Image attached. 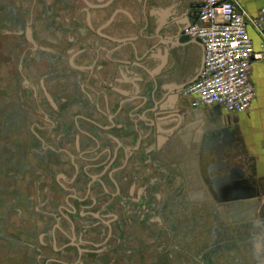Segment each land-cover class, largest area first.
<instances>
[{"label":"flooded vegetation","instance_id":"flooded-vegetation-1","mask_svg":"<svg viewBox=\"0 0 264 264\" xmlns=\"http://www.w3.org/2000/svg\"><path fill=\"white\" fill-rule=\"evenodd\" d=\"M202 3L0 0V80L3 99L18 101L26 166L0 221V240L13 236L26 249H2L0 261L232 264L233 243L227 257L204 247L208 218L180 205L218 206L213 195L186 192L200 164L188 101L181 91L174 117L152 111L164 85H183L201 66L195 49L168 47ZM188 216L198 223L188 225Z\"/></svg>","mask_w":264,"mask_h":264},{"label":"crops","instance_id":"crops-1","mask_svg":"<svg viewBox=\"0 0 264 264\" xmlns=\"http://www.w3.org/2000/svg\"><path fill=\"white\" fill-rule=\"evenodd\" d=\"M238 3L240 8L256 15L264 0H238ZM249 34L254 49L259 51L261 38L252 26H249ZM190 48L197 51L202 62V47L186 46V50ZM251 79L257 94L248 112L228 113L220 105L194 109L186 99L189 123L196 125L200 136L196 149L200 154L197 182L189 185L186 192L194 190L200 193L202 200L207 199L208 194L213 195L221 208L226 201L237 200L247 221H251L252 214L260 213L262 207L260 204L253 210L244 201H264V60L254 62ZM187 170L189 172V167ZM227 209L229 222L237 223L235 204Z\"/></svg>","mask_w":264,"mask_h":264},{"label":"built area","instance_id":"built-area-1","mask_svg":"<svg viewBox=\"0 0 264 264\" xmlns=\"http://www.w3.org/2000/svg\"><path fill=\"white\" fill-rule=\"evenodd\" d=\"M252 26L261 38L254 49ZM204 48V65L198 79L181 95L194 109L220 105L228 113L251 110L257 91L251 79L253 64L264 60V5L251 15L238 0H203L197 20L185 30Z\"/></svg>","mask_w":264,"mask_h":264},{"label":"rangeland","instance_id":"rangeland-1","mask_svg":"<svg viewBox=\"0 0 264 264\" xmlns=\"http://www.w3.org/2000/svg\"><path fill=\"white\" fill-rule=\"evenodd\" d=\"M1 68L2 63L0 62V69ZM2 85L3 83L0 80V221H2L3 224V220L6 219L8 212L2 204L8 200L9 190L13 191L14 189H19L22 181L20 175L24 174L23 171L26 169V166L24 162L25 158L21 156L19 152L18 135L20 120L18 118V101L15 98L13 99V97L10 102L4 100V89ZM187 173L189 176L191 175L190 172ZM244 202L245 205H250L253 210L261 204L262 209L260 208V213H255L254 216L252 214L251 221H247L246 216L242 215L241 202L239 203L237 200L226 201L224 204L222 203L223 209H220L221 206H215L216 204L204 202L196 205V203H191L188 200L185 202L186 205H183L184 203L182 204V202L180 205L187 208V215L190 213V210L199 208L198 210L203 214V217L208 218L209 222L207 225L205 224L203 228V231L205 229L208 230H205V236L203 232L204 247H218L219 256L222 257L226 255V252H230L228 246H231L233 243V251L231 252H233L234 258L230 263L240 264L238 260L245 257L250 260V264H264V201L245 200ZM231 204H235L237 209L235 212L238 213L239 216V220L235 224L230 223L229 217L226 215V212H228L227 208L230 207ZM219 205H221V203ZM172 208V215H174L175 218L178 217L179 203L172 205ZM16 220H18L17 216L12 215L11 221L14 222ZM187 221L188 225H191L198 223L199 220L195 219V216H188ZM5 233V236H10L9 233H11L12 236V229L9 233L7 229ZM12 240L14 241H10L11 244L7 242V239L4 242L0 240V250L4 249L6 254L8 253V255L13 256L15 248L26 249L19 239L12 236ZM221 251H224V254H222ZM8 262L14 264L12 263L13 261L9 260H5V263L0 261V264H8Z\"/></svg>","mask_w":264,"mask_h":264},{"label":"water","instance_id":"water-1","mask_svg":"<svg viewBox=\"0 0 264 264\" xmlns=\"http://www.w3.org/2000/svg\"><path fill=\"white\" fill-rule=\"evenodd\" d=\"M195 21H193L192 23H188L187 25H185V27L182 29V31L180 32V37H179V43H175L176 41H172L173 39H171V41L169 42V50H172L175 47H178L179 45L181 46H190V45H199L202 47L203 51L204 48L201 45V43L195 39L190 37L189 35H187L185 33V30L187 28H189ZM203 65H204V54H203V58H202V63L201 66L199 67V69L197 70V73L194 77H192L191 73L187 72L186 74V79H185V83H183V85L178 86L176 85V83H171V84H167L164 85L161 88V91H163L162 97L160 99H157L155 101V105L154 108L152 109L153 112H155L156 114L159 113L160 111H167L170 112L169 118L171 116H175V110L179 107L180 104V99H181V95L180 92L186 88L188 85H190L191 83L195 82L202 69H203ZM173 121L170 122V124H172ZM158 127L160 126V128L157 130L158 132H166V133H173L174 131V127H171L170 129L166 130L164 129L163 126L161 125H157Z\"/></svg>","mask_w":264,"mask_h":264}]
</instances>
